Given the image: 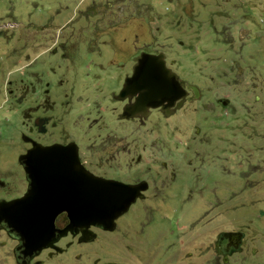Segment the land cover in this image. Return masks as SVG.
Here are the masks:
<instances>
[{
  "label": "rangeland",
  "instance_id": "1",
  "mask_svg": "<svg viewBox=\"0 0 264 264\" xmlns=\"http://www.w3.org/2000/svg\"><path fill=\"white\" fill-rule=\"evenodd\" d=\"M140 53H161L190 91L125 118L117 95ZM19 133L73 140L94 173L150 183L111 232L44 264H264V0H0V170L17 184ZM223 231L243 235L226 260Z\"/></svg>",
  "mask_w": 264,
  "mask_h": 264
},
{
  "label": "water",
  "instance_id": "2",
  "mask_svg": "<svg viewBox=\"0 0 264 264\" xmlns=\"http://www.w3.org/2000/svg\"><path fill=\"white\" fill-rule=\"evenodd\" d=\"M183 94L161 53H140L131 75L123 81L118 98L133 97V102L122 109V116L128 118L142 115L148 108L160 107L164 111ZM220 102L226 104L225 100ZM30 142L31 147L18 158L29 180L28 189L21 197L0 202V221L18 231L29 249L52 246L54 231L61 236L73 227L87 229L91 224L112 230L115 218L146 188L143 181L126 184L89 173L78 162L72 142L66 145ZM61 211L66 212L68 223L55 229L53 218ZM220 237L237 248L241 232L224 231Z\"/></svg>",
  "mask_w": 264,
  "mask_h": 264
},
{
  "label": "flooded vegetation",
  "instance_id": "3",
  "mask_svg": "<svg viewBox=\"0 0 264 264\" xmlns=\"http://www.w3.org/2000/svg\"><path fill=\"white\" fill-rule=\"evenodd\" d=\"M68 50L70 51V53L62 54L65 51V49H64V50H60V54H59V56H61L59 63L63 66V69H65V70L69 66H72L73 61L75 62L76 57H77V55L75 53H72L73 49L71 50L70 48H68ZM126 77H128V76H125L124 79ZM124 79H123V81H124ZM121 87H122V85H121ZM121 87H120V89H121ZM181 87H182V90L184 91V94L182 96L176 98L173 101V103L165 109L166 112L169 111L170 109H172L180 99L185 98L187 92L190 91V88L187 85H185V86L181 85ZM118 94H119V92H118ZM117 98H118V95H117ZM122 99L124 101L123 105L124 104L128 105V104H130V102H133V97H131L132 100L128 99L127 96L122 98ZM122 99H120V100H122ZM157 108H160V107H157ZM125 118H127V117H125ZM30 140L37 142L41 145H50V144H54V143H57L60 145H66V144L72 142V143H74V145L76 147V154H77L78 162L89 173L96 175V176H99V177H102V178H105V179H112V180H116V181L126 183V184H136V183H139L141 181L145 182L146 188L144 190L139 191V194H141V196H136L134 198V200L129 204L127 209L121 215H119L117 218H115L114 227L116 225V222L119 220V218L121 216L125 215L124 217H126L128 213H131L130 210L136 204H138L141 201L146 199L145 192L149 190L150 183L148 181H146V179H144V177H138V178L130 179V180H124V179L121 180L118 178L98 175V174L94 173L92 170L87 168V166L82 162V160L80 158V154H79V147L75 141L67 140V141H60V142L59 141H52V142L42 143V142H38V141L34 140L33 138H31L28 135H25L23 133H19V141L22 144L26 145L23 149V152L17 154L16 159H15L16 166H15L14 172H17L16 175H17L20 183L17 184L14 182L15 181L14 175L12 177L10 176V174L13 171L3 172L2 170H0V174H1L0 175V181H1L0 182V202H8V201H11V200L16 199L18 197H21L26 192V190L28 189L29 180L27 179V176L24 172L23 165L21 164V162L19 161L18 158L21 154H24L26 152V150L31 147ZM16 167L18 168L17 170H16ZM1 171H2V173H1ZM189 172H191V171L189 170ZM176 177H177L178 181L174 184V186L177 188L182 183L181 182L182 177L181 176H176ZM171 179H173V177H171ZM2 180H4L5 182L4 181L2 182ZM17 189H20V190L16 191ZM67 223H68V219H67V215H66L65 211H61V212L57 213L53 218V227L55 229L63 228ZM112 230H105L100 225L91 224L87 227V229L86 228H80V227H73L71 230H67V232L61 236H58V232L54 231L53 235L51 237L53 239L51 242L52 246L41 247L39 249H37V248L29 249L26 246V240L23 237H21V235L19 234L18 231H16L15 229H12L11 227H8L3 220L0 221V232H2L10 241V255H9V257H10L13 264H44V259L40 258V256L42 254H45V257L49 259L53 256L58 255V254L65 253L67 251V249L73 245L80 246L81 244L93 243L94 240H96L98 238V235L100 232H111ZM239 232H241V231H239ZM168 234L170 235V237H172L173 231H172V236H171L170 231ZM220 234H221V232L217 234V237L215 240V247H216V250L218 251V253L221 254L222 260H223V257H225V260H226L227 255H230L232 252H236V251L240 250L241 245H242L243 235L241 232V237H240V241L238 243V246H237V248H234L231 246V242L227 239L221 238ZM144 241H145V244L147 246L148 242H149V238L147 237V239ZM0 243H1V241H0ZM146 246L141 247V249L138 250V252L141 254L143 259H144V257L148 258L150 251H154V248H152V247L150 248V247H148V246L146 247ZM166 247L168 249L172 248V246H166L165 245V248ZM93 260L95 261L96 264L98 263L97 258H95ZM100 264H107V263L101 262Z\"/></svg>",
  "mask_w": 264,
  "mask_h": 264
}]
</instances>
